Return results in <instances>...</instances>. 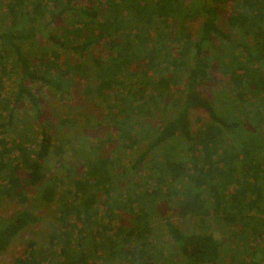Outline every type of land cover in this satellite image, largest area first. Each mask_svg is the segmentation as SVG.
Instances as JSON below:
<instances>
[{"label": "trees", "instance_id": "1", "mask_svg": "<svg viewBox=\"0 0 264 264\" xmlns=\"http://www.w3.org/2000/svg\"><path fill=\"white\" fill-rule=\"evenodd\" d=\"M73 1L11 0L6 9L8 25L0 29V72L7 65L20 74L11 100L14 106L28 101L40 128L39 136L19 137L14 106L9 101L0 103V113L7 112L0 122V201L25 203L27 192L41 185L42 201L51 202L59 193V200H64L59 206L60 229L49 234L48 245L28 241L23 255L11 264H95L94 259L108 253L114 257L120 253L130 264H176L148 236L155 210L151 207L160 198L177 195V190L181 217L198 219L200 224L211 218L237 226V235L246 240L242 244H252L247 252L257 250L264 259L260 251L264 249V0H232L228 30L218 22L222 0H87L83 7ZM66 14L70 16L65 18ZM195 16L203 21L192 36L184 23ZM177 22L179 28L169 32L168 27ZM50 25L56 31L48 33L53 48L43 49L38 56L27 55L23 47ZM95 48L108 56L102 61L100 54L92 55L94 95L107 100L109 91H125L123 108L111 111L120 113V118L110 120L123 149L137 144L130 121L143 114L144 103L137 97L146 88L156 101L182 86L176 113L129 167L120 166L109 155H97L80 166L71 165L63 176L48 177L44 165L51 138L29 81H41L56 93L67 92L72 80L67 76L87 78L89 71L79 59ZM65 53L78 59L71 63ZM213 64L229 83L228 90H219L228 95L227 107L218 106L201 91L202 84L212 81ZM131 78H136L134 86L127 84ZM112 99H116L113 94ZM192 110L208 115V122L196 133L191 130ZM7 132L13 137H5ZM161 149L160 158L153 159V152ZM144 169L147 176L142 175ZM129 171L137 178L128 179ZM66 180L70 194L60 191ZM123 213L130 225L118 240ZM98 218L107 220L97 224ZM115 220L117 232L110 237L107 233L113 231ZM38 221L29 210L0 217V255ZM165 226L177 247L179 264H231L213 232H184L170 221ZM244 264L257 263L249 259Z\"/></svg>", "mask_w": 264, "mask_h": 264}, {"label": "rangeland", "instance_id": "2", "mask_svg": "<svg viewBox=\"0 0 264 264\" xmlns=\"http://www.w3.org/2000/svg\"><path fill=\"white\" fill-rule=\"evenodd\" d=\"M10 1L11 0H0V29H4V27L8 25L9 18L6 16L8 12L6 9ZM195 1L200 2L199 0ZM203 1L205 0H202V2ZM99 4H101V2H99ZM73 5L77 7L86 6L87 0H74ZM186 5H188V3ZM232 6V0H222L218 5V22L225 30H228L226 21ZM68 16L70 15L66 14L65 18H68ZM202 21L203 19L201 16H195L187 20L184 25L187 31L194 36ZM178 23L179 22L169 26V32L178 29L180 25ZM49 32H56L51 25L44 31L39 30V35L36 36L31 43H28L26 47H23L27 55L31 56L30 54L35 52V55L38 56L43 49L50 50L53 48L48 37ZM171 49H174L173 45ZM97 50L98 48L92 51L90 50L84 58L79 59L82 66L89 71L86 72L87 78L66 75L69 79H72L67 92L56 93L53 88L47 87L41 81H29L32 92L40 100L39 108L41 117L49 128L51 138L52 147L44 165L48 177L53 175L63 176L68 173V168L71 165L80 166L84 164L85 161L97 155H109L113 161L116 160L118 164H121L120 166L129 167L135 161L136 157L146 148L148 140L159 128H161L171 115L176 113L182 96V86H175L174 89L166 91V93L160 96L156 101L150 99L152 90L146 88L145 93L141 94V96L139 94L137 97L139 103H142V105L144 103L141 108L143 109V114L139 117H133L130 121L132 125L131 130L136 136L137 144H135L131 150L126 151V149H123L119 139V132L112 128L110 125L112 121L110 120L120 118V113L114 115L111 114V111L115 110L117 107L123 108L124 102L121 103V101L122 97L125 95V91L123 92L120 89L111 90L108 95L110 99L107 100H102L94 95L93 89L97 86V83L90 75V69L92 67V55L97 54ZM64 55L66 58H68L67 55L70 56L71 63H74L78 59L76 54L71 55V53H65ZM107 56L108 54H106L105 51L100 54L102 61H104ZM34 62H36V57L34 58ZM64 66L65 64L62 65V67ZM217 68L216 64L212 65V81L202 84L201 91L206 98L214 100L213 102L218 106L227 107L228 104L224 102V99L227 100L228 95H223L219 90H228L229 83L223 75H220ZM19 79V71L17 69L15 71L12 66L6 65L3 72H0V103L9 101L10 106H14V101H12L11 98L17 92L16 86ZM135 80L136 78H131L128 80L127 84H132L134 86ZM136 91H138V88L133 89V92L136 93ZM112 94L116 99H112ZM224 103L225 105H223ZM6 113L5 111L0 113V122L5 120ZM35 113L36 110H34L26 100L20 101L14 106V115L19 119L18 121L15 120V125L17 126V131L15 132L19 137L26 133L37 136L40 135L39 121ZM190 117L191 130L193 133L199 131L203 124L208 122V115L203 110H192ZM7 133L5 137H13L12 135L10 136V133H8L9 135ZM34 138L35 137H33V139ZM163 151L164 150L161 149L158 152H153V159H159V154H162ZM119 159L121 161H119ZM83 173L84 171H80L79 175L83 176ZM147 174L148 170L144 169L142 175L147 176ZM127 178H133L134 180V178H137V175L129 171L127 173ZM126 181L124 182L126 183ZM118 182H120V185H123L122 181ZM150 185L148 186L149 189ZM42 186L43 185L37 186L27 192V202L25 203L7 199H2L0 201L1 218H9L16 212L22 210H29L39 218V221L35 225L23 231L12 242L8 250L0 255V264H11L14 258L23 255L28 241H34L41 247L47 246L49 243V234L60 229V222L58 221L59 206L64 200H59L61 196V193H59L56 199L51 202L46 203L42 201L39 193ZM69 186L70 182L66 180L60 191L64 193L70 191V188H68ZM174 190H176V188ZM68 193L70 194V192ZM173 194V196H169L170 199H158L155 206L151 207L153 209L155 208V210L150 219L151 235L148 236V239L156 243L161 251L164 252L165 256H171V259L175 261L176 264H179L177 247L170 239L165 226V222L170 221L184 232H213L223 243L222 254L224 258H226L225 260H229L231 264L248 263L249 259L252 261L254 260L257 264H264V259L260 258L259 251L256 250L254 254L247 252V250H251L252 244H247V246L242 244L246 243V240L237 235V226L228 227L211 218H209L206 223L200 224L198 219L181 217L178 213L179 209L177 206L181 195L178 193V190L177 195L175 193ZM97 206L101 210L100 204H97ZM136 212L137 211H135V213ZM103 219L104 220L101 221L98 218L99 221L96 220V223L106 222L107 218ZM119 219L124 226L118 238V240H121L129 229L130 220L124 213L120 214ZM260 220L262 221L263 219L260 218ZM117 226L118 221H113L111 226L113 231L110 234L107 233L108 236H115L114 234L115 231L117 232ZM97 230L99 229L94 228V231ZM131 246L133 245L129 244L127 247L131 249ZM244 246H246V248ZM120 248L121 247H118V249ZM260 251H264V249ZM102 252L101 250V253ZM101 253H97L96 255ZM247 253H249L248 256ZM94 260L95 264H130L129 260L120 253H117L116 257L109 253L106 256L102 254L99 259Z\"/></svg>", "mask_w": 264, "mask_h": 264}]
</instances>
